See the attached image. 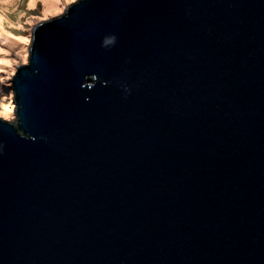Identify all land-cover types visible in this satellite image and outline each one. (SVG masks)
I'll return each mask as SVG.
<instances>
[{
  "label": "water",
  "instance_id": "95a60500",
  "mask_svg": "<svg viewBox=\"0 0 264 264\" xmlns=\"http://www.w3.org/2000/svg\"><path fill=\"white\" fill-rule=\"evenodd\" d=\"M32 34L0 264H264V0H79Z\"/></svg>",
  "mask_w": 264,
  "mask_h": 264
},
{
  "label": "rangeland",
  "instance_id": "374dc122",
  "mask_svg": "<svg viewBox=\"0 0 264 264\" xmlns=\"http://www.w3.org/2000/svg\"><path fill=\"white\" fill-rule=\"evenodd\" d=\"M79 0H0V121L14 124L17 113L4 88L11 70L25 66L32 31L38 24L57 19Z\"/></svg>",
  "mask_w": 264,
  "mask_h": 264
},
{
  "label": "bare ground",
  "instance_id": "6f19581e",
  "mask_svg": "<svg viewBox=\"0 0 264 264\" xmlns=\"http://www.w3.org/2000/svg\"><path fill=\"white\" fill-rule=\"evenodd\" d=\"M34 3H35V0H32L31 4L33 5ZM0 18H1V15H0ZM0 25H1V22H0Z\"/></svg>",
  "mask_w": 264,
  "mask_h": 264
}]
</instances>
